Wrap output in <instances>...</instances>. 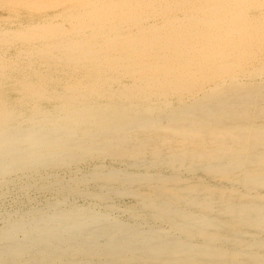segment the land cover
Here are the masks:
<instances>
[{
	"label": "bare ground",
	"instance_id": "1",
	"mask_svg": "<svg viewBox=\"0 0 264 264\" xmlns=\"http://www.w3.org/2000/svg\"><path fill=\"white\" fill-rule=\"evenodd\" d=\"M0 264H264V0H0Z\"/></svg>",
	"mask_w": 264,
	"mask_h": 264
}]
</instances>
